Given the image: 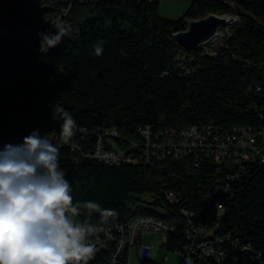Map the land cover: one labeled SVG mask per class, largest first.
Wrapping results in <instances>:
<instances>
[{
    "label": "trees",
    "instance_id": "1",
    "mask_svg": "<svg viewBox=\"0 0 264 264\" xmlns=\"http://www.w3.org/2000/svg\"><path fill=\"white\" fill-rule=\"evenodd\" d=\"M159 8L160 0H0V149L22 144L34 131L46 134L59 149L74 203L99 205L82 209L81 222L115 226L140 215L159 218L173 227L165 248L177 253L192 243L181 214L186 209L213 238H230L220 244L229 254L221 264H260L264 164L228 181L227 169L210 159L195 166L192 158L114 164L84 157L105 132L117 133L104 136L108 148L114 142L137 157L131 146L145 142L140 130L146 126L153 133L264 127V0H194L177 20L160 16ZM209 14L239 18L223 45L213 47L216 55L180 47L174 34ZM59 29L66 32L62 41L42 52L39 34ZM183 55L190 74L178 66ZM55 107L76 124L66 144ZM72 143L82 150H72ZM166 191L179 195L176 204ZM219 204L225 209L220 217ZM148 255L142 253L141 264H157Z\"/></svg>",
    "mask_w": 264,
    "mask_h": 264
},
{
    "label": "clouds",
    "instance_id": "2",
    "mask_svg": "<svg viewBox=\"0 0 264 264\" xmlns=\"http://www.w3.org/2000/svg\"><path fill=\"white\" fill-rule=\"evenodd\" d=\"M65 34L63 29L39 34L40 50L57 46ZM102 51L97 44L95 53ZM53 112L63 120L60 135L66 143L75 134V121L63 107ZM72 192L59 149L46 134L34 131L22 144L0 149V264H89L97 252L92 236L98 229L77 217L99 205L74 203Z\"/></svg>",
    "mask_w": 264,
    "mask_h": 264
},
{
    "label": "built area",
    "instance_id": "3",
    "mask_svg": "<svg viewBox=\"0 0 264 264\" xmlns=\"http://www.w3.org/2000/svg\"><path fill=\"white\" fill-rule=\"evenodd\" d=\"M225 17V16H223ZM226 25L219 28L214 37L202 44L198 50H203L204 55H216V51H207L213 41L215 46L223 45V40L230 33L229 18ZM225 34L220 39V32ZM220 39V40H219ZM178 66L190 74L186 67V56L178 57ZM88 131H85L87 134ZM96 132V130H91ZM144 143L133 144L132 149L139 152L137 157L128 155L124 150L119 148L114 142L110 143L108 148L104 144V136H116V132H105L92 152L84 153V157H91L107 163H149L151 159L173 158L176 161L192 158L195 166H198V160L210 159L219 167H225L229 172L226 175L228 181L241 179L242 175L247 174L255 163L264 164V127L254 129L248 126H236L230 129H215L212 126L197 127L189 126L180 130L166 129L153 133L151 128L146 126L140 130ZM72 150L82 149L72 143ZM229 192L230 184L227 183L223 189ZM166 199L171 204H176L179 195L173 191L165 192ZM225 209L222 204L218 205L219 217L223 215ZM181 214L188 220L190 228L185 231L188 241L191 244L184 245L177 254L183 259V264H212V262L221 264L223 259L229 257L228 251L223 249L220 244L224 239L230 238H213L211 234L205 236L207 231L200 222H194L195 214L192 211L181 209ZM98 231L92 236L93 241H98L97 252L95 257L89 261V264H132L131 248L135 245L143 231H155L163 234L162 246L168 242V235L171 227L166 221L159 218L146 217L144 215L136 216L126 222L115 226H94ZM199 240V241H198ZM240 250L249 249V246H240ZM148 250V254L153 259L158 251V247L152 248L145 246L142 253ZM104 253V260L99 261ZM236 259V258H235ZM234 260V258H233ZM224 263V262H223ZM232 264V263H231ZM260 264H264L261 261Z\"/></svg>",
    "mask_w": 264,
    "mask_h": 264
},
{
    "label": "rangeland",
    "instance_id": "4",
    "mask_svg": "<svg viewBox=\"0 0 264 264\" xmlns=\"http://www.w3.org/2000/svg\"><path fill=\"white\" fill-rule=\"evenodd\" d=\"M183 10H185V6L179 3H174L171 0H162L160 9H159V15L172 19V20H177L180 17H182ZM183 13V14H182ZM225 17H232L231 16H225ZM230 20H234L237 18H229ZM225 34L224 31L220 32V39L222 36ZM219 39V40H220ZM215 41L211 43L209 46H207V51L211 52L213 51V47L215 46ZM60 142L63 144H66L63 141V138H60ZM214 231L209 230L207 232V235L213 234ZM163 243V234L160 232H155V231H143L135 245L132 246L131 248V262L132 264H141V252L142 248L145 246H149L152 248L158 247V251L153 258V261H155L157 264H181L180 257L176 252H170L167 251L165 246H162ZM148 258L151 259V256L148 255Z\"/></svg>",
    "mask_w": 264,
    "mask_h": 264
},
{
    "label": "water",
    "instance_id": "5",
    "mask_svg": "<svg viewBox=\"0 0 264 264\" xmlns=\"http://www.w3.org/2000/svg\"><path fill=\"white\" fill-rule=\"evenodd\" d=\"M227 22L223 16L209 14L201 19L191 20L185 31L174 34V39L180 47L186 50L198 49L207 40L214 37L217 30Z\"/></svg>",
    "mask_w": 264,
    "mask_h": 264
},
{
    "label": "crops",
    "instance_id": "6",
    "mask_svg": "<svg viewBox=\"0 0 264 264\" xmlns=\"http://www.w3.org/2000/svg\"><path fill=\"white\" fill-rule=\"evenodd\" d=\"M171 1L174 3H179V4L184 5L185 6V10H183V13H184L194 0H171ZM161 3H162V0H160V6H161Z\"/></svg>",
    "mask_w": 264,
    "mask_h": 264
},
{
    "label": "bare ground",
    "instance_id": "7",
    "mask_svg": "<svg viewBox=\"0 0 264 264\" xmlns=\"http://www.w3.org/2000/svg\"><path fill=\"white\" fill-rule=\"evenodd\" d=\"M235 22H237V19H234V20L229 19V26H232ZM171 231H172V228H171Z\"/></svg>",
    "mask_w": 264,
    "mask_h": 264
}]
</instances>
